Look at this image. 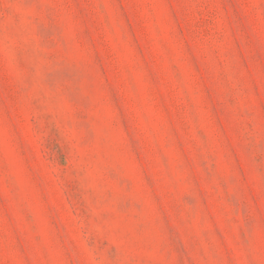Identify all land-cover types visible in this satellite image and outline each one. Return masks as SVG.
<instances>
[{
  "label": "rangeland",
  "instance_id": "1",
  "mask_svg": "<svg viewBox=\"0 0 264 264\" xmlns=\"http://www.w3.org/2000/svg\"><path fill=\"white\" fill-rule=\"evenodd\" d=\"M0 264H264V0H0Z\"/></svg>",
  "mask_w": 264,
  "mask_h": 264
}]
</instances>
